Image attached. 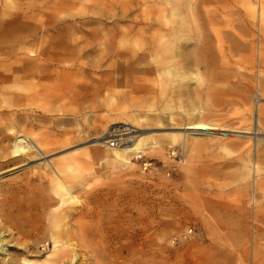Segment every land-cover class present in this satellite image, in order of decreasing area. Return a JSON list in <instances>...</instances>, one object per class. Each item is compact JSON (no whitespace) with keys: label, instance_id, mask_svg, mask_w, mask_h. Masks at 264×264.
<instances>
[{"label":"rangeland","instance_id":"obj_1","mask_svg":"<svg viewBox=\"0 0 264 264\" xmlns=\"http://www.w3.org/2000/svg\"><path fill=\"white\" fill-rule=\"evenodd\" d=\"M1 5L26 13L0 17V32L23 23L34 64L7 85L6 132L31 145L19 159L14 139L0 146L11 157L0 169L11 254L29 229L41 233L28 253L50 258L48 230L63 219L91 227L89 246L74 247L84 263L162 264L168 253L169 264H264V0ZM178 44L182 54H167ZM16 53L0 47V58ZM198 121L208 129H186ZM118 125L144 142L122 161L106 143ZM14 202L32 203L23 228L9 221Z\"/></svg>","mask_w":264,"mask_h":264},{"label":"bare ground","instance_id":"obj_2","mask_svg":"<svg viewBox=\"0 0 264 264\" xmlns=\"http://www.w3.org/2000/svg\"><path fill=\"white\" fill-rule=\"evenodd\" d=\"M1 6H0V10L2 11V13L0 14V17H4L6 19L11 18V19H14V21L15 20L21 21V20L27 18L26 13H24V12H22V13L20 11L15 12V11H12L11 8L6 7V6H2L4 9H1L2 8ZM34 7H36V6H34ZM6 23H7V25L10 24L9 29H11V30L6 31V32H0V38H3L5 41L9 42V44H3L0 41V47L1 46H5L7 48H14L15 47V48H17V53L13 54V55H9V56L4 57V58H0V67H1V70H0V99H1L0 100V146L3 148V150H6L8 147L3 143L9 142L10 140L14 139V141L12 142V145H11L10 154L12 155L11 157L19 159L21 156H24L25 154L28 153V151L31 148V145L28 143L27 138L23 137L22 135H18L16 137L15 136L13 137L12 133L6 132V131H9L8 125H7V122H3V121H9L10 122L11 121V114L9 113V109H8L9 105L5 104V103H7L6 101H8L12 96L11 95L12 92L10 91V87H8L7 85L10 84L11 82H15V83L21 82L23 80L24 73H26L27 71L33 70L34 64L26 62L27 58L24 55L26 53V43H25L24 37L22 35L24 34L23 30H25V25L23 23H20V22H16L15 24H11L12 22L9 23L7 21ZM17 29H19L21 31L20 36H22V38L20 39L21 40L20 43L18 42L17 45H15L14 43L12 44L11 41L8 39L9 38L12 39V36L15 33L14 30H17ZM36 30H38V28H36ZM183 48H184L183 44L175 45L173 49H171L170 51L167 52V54L169 53L173 56H179L180 54H182ZM200 54H202V53H200ZM2 66H6V67L2 68ZM207 127H208L207 124H205L204 122L198 121V122L189 123L188 127L186 129L203 130V129H208ZM188 135H196V134L193 133V134H188ZM130 136H131L130 134L128 136H126L127 137L126 141L123 142L122 144H120L119 146L115 147V148H119L118 151H120V152H115L118 161H119V159L122 161L124 159L125 155H128L129 153L134 152V151L138 152L144 147V145H143L144 142L142 140L137 139V138H132ZM128 140H129V142H127ZM148 143H149V145L153 144L151 141H149ZM36 152L38 155H42V156L45 155V151H43L42 147H40V146H37ZM11 157L8 158V155L5 152L3 155H0V169H3L7 164H9V162L11 161V159H10ZM11 169H13V168H10L9 170H11ZM55 170H56V168H55ZM35 204H36V202H35ZM31 205H32V203L29 205H27V203L24 204L21 202L20 203L19 202L12 203L11 207L13 208V210L11 211V220H9V221H11L17 227L23 228V226L28 224L25 221V215H24L23 211L28 209L29 206H31ZM108 206H110V205H108ZM14 210H16V212H14ZM86 213H87V211H86ZM104 221L106 222V220H104ZM100 223L103 224V221ZM62 225H65V226L70 225V226H68L66 229H63ZM101 227H102V225H101ZM90 229H91V227L89 225L84 224L82 221L63 222V219H60L58 225L55 224L54 226L50 227L48 230L49 238H51L53 241L54 251H53V254L50 258H46L43 261H41V260L39 261L38 260L39 257L37 255H33L31 252H30V254L28 253V251H30L31 248L35 247L34 245H31L32 243H28V241L31 238H34V240H38L40 238L39 236H40L41 232H38V230H36L37 231L36 232L35 230L32 231L29 229L25 230V231L21 230L19 232L21 237H18L17 242L21 246H24L25 250H21L18 252L17 251L12 252V254H11L9 242L6 241L4 235H2V233H4L5 231L0 230V255L2 256L0 258V264H89V263H84L85 257L83 259V255H85V254H83L82 256L81 255L79 256L78 253L74 252V247L76 245L77 246L79 245L80 247L81 246L82 247H85V246L88 247L89 246L86 243L87 242L86 236L89 233ZM102 231L103 232L105 231V233H108L109 229L105 230L102 228ZM43 237H46V236H43ZM105 243L107 245V242H105ZM60 246L62 248H60ZM17 247L19 248V246H17ZM14 248L18 249V248H16V246H14ZM27 248L29 249L28 251H27ZM69 248H71V249H69ZM111 251H112V249H111ZM36 253H39L38 250L36 251ZM91 253H92V250H91ZM116 253L117 252H115V254ZM167 255H168V253H167ZM167 255L164 256L162 264H169V258ZM102 257H103V259H106V258H104L103 255H102ZM106 257H108V256H106ZM119 257H121V255ZM124 257H126V256H124ZM107 259H109V258H107ZM83 260H84V262H83ZM86 261H88V259ZM93 264H96V262H94ZM147 264H153V263L149 262Z\"/></svg>","mask_w":264,"mask_h":264},{"label":"built area","instance_id":"obj_3","mask_svg":"<svg viewBox=\"0 0 264 264\" xmlns=\"http://www.w3.org/2000/svg\"><path fill=\"white\" fill-rule=\"evenodd\" d=\"M131 134V129L126 125H118L114 127L110 132L106 143L108 147L115 148L126 141V136Z\"/></svg>","mask_w":264,"mask_h":264}]
</instances>
